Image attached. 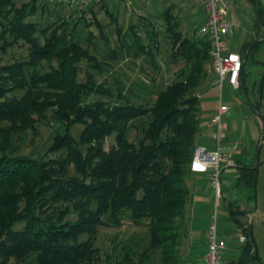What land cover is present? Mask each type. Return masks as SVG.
<instances>
[{"label":"trees","instance_id":"16d2710c","mask_svg":"<svg viewBox=\"0 0 264 264\" xmlns=\"http://www.w3.org/2000/svg\"><path fill=\"white\" fill-rule=\"evenodd\" d=\"M16 1L0 0V264H186L191 165L203 125L202 97L215 79L210 39L185 36L175 20L159 32L149 23L148 45L132 26L128 43L117 8L104 1L100 9L116 25L114 43L97 7L81 17L68 8L67 17L44 1ZM163 14L174 19L171 8ZM259 17L264 27L260 10ZM93 26L110 47L103 60L91 50ZM157 34L169 41L174 65L164 89L109 73L112 63L129 58L148 63L147 56L160 50ZM263 43H247V58ZM16 48L26 55L11 56ZM247 66L241 81L246 99ZM261 67L251 85L260 92L264 62ZM53 123L57 128L44 152L24 153L28 134L38 138L40 125ZM109 138L115 143L107 150ZM258 178L259 165L240 170L239 183L250 191ZM127 227L144 232L97 245L102 229Z\"/></svg>","mask_w":264,"mask_h":264},{"label":"crops","instance_id":"0c3cea01","mask_svg":"<svg viewBox=\"0 0 264 264\" xmlns=\"http://www.w3.org/2000/svg\"><path fill=\"white\" fill-rule=\"evenodd\" d=\"M114 1L110 2L111 6L115 5ZM226 2L229 6L228 19L233 24V31L227 37L230 50L240 54L247 65L252 58L253 65L260 70L264 62V43L256 54H251L249 59L247 58L248 52H244V46L255 40L264 42V27L261 25L259 17V10L264 16V0H226ZM147 5L148 0H139L137 4L139 8L144 6V8L142 7L143 12L146 11L145 6ZM149 7L148 9L153 16V26L157 28V32L164 31L167 27L168 29L171 28L170 22L176 20L179 22L177 28L185 36H201L200 30L206 22L203 0H154ZM168 8H171L174 19L171 17L170 20L169 17L166 19L163 14ZM138 16L142 19L145 15L140 13ZM164 18L167 22L163 20ZM170 71L172 72V70ZM256 75L258 77L260 72H257ZM244 76L243 73L242 82ZM214 80L211 82V87H213ZM252 83L254 84V82ZM225 88L231 94L239 97L240 106L246 107L247 103L251 108H253L252 104L256 109H254V113L250 112L251 124L249 127L245 126L244 130L241 128L231 129L230 119H227L221 127V133L225 132L224 137H222L225 142L221 141L220 147L228 160L235 163V166H229L227 162L222 164L224 198L219 204V230L222 238L227 242V247L222 252V262L223 264H264V209L260 205L264 171L259 158L256 159V155L260 154L264 145V117L262 115V111H264V87L260 92L251 86L249 95L255 97V103L250 102L251 104L249 99L243 95L241 86L240 90H234L227 85ZM210 92L213 96L211 103H202L203 125L198 139V147L214 152L217 150V145L212 139L215 127L211 125V121L220 105V91L213 87ZM256 93L258 98H256ZM213 100H216L215 103ZM223 102L229 107V111L224 115L227 117L231 107L224 99ZM254 165H259V178L255 192L248 190L239 183L240 170ZM224 183H227L229 188L224 189ZM189 187L192 197L187 206L188 239L183 247L184 260L186 264H205L215 195L209 183V175L206 173H193L189 179ZM252 197L256 198L255 204L250 201ZM229 210L237 214L236 217L240 224L235 221ZM245 228L246 231L244 232L248 236V243L250 242L249 235L255 243L252 249H247V244H240L237 237L234 236L235 233L243 231Z\"/></svg>","mask_w":264,"mask_h":264},{"label":"rangeland","instance_id":"374dc122","mask_svg":"<svg viewBox=\"0 0 264 264\" xmlns=\"http://www.w3.org/2000/svg\"><path fill=\"white\" fill-rule=\"evenodd\" d=\"M28 1L29 0H17L16 3L18 4V6H21L23 2H28ZM39 1L43 2V0H39ZM106 1L109 2L107 5L110 10H113L114 6L118 10L117 19L119 22V26L123 28V35L124 38H126L125 40H127L128 43H133L132 40L133 34H130V28L134 26L135 32L138 33L139 37L142 38L145 41V43L148 45L149 33H147V31L150 28V26L152 27L154 25L153 22H151L153 19L152 13H150L151 11L148 9L150 4L147 5L148 7L145 6L146 11L143 12L142 7L144 8V6H142L141 8L137 6L139 0H115V1L106 0ZM111 1H114L115 3L114 6H111L110 4ZM128 5L133 7L131 13H130L131 7L129 8ZM57 8L61 10L63 9L64 11L62 12V15L68 17V14L70 13L67 11L68 8L64 9V7H59V6ZM95 11L97 13L98 20L101 21L102 24L106 27L107 35L110 41L116 43L117 42L116 34H115L116 25L112 24V20L110 16L105 12V9H100V6H98L97 8H95ZM140 13L148 17L149 20H142L141 17L138 16ZM90 17H91L90 15L86 16L87 21H90L89 20ZM67 21L71 22V18L67 19ZM45 22L53 23L54 19L47 18ZM149 23H151L150 26H148ZM152 28L157 30V28H155L154 26ZM91 30L97 36L93 40V43L91 45V50L96 54H98L99 58L103 60V57L101 56L105 54L106 57L107 54L110 52V47L108 46V43L106 44L105 41L101 40L100 29H98L96 26H93ZM157 36H158L157 39L159 41L158 44L160 45V50L155 52L154 58L151 57L152 55L147 56V58L148 57L151 58L148 59L149 60L148 63L145 64L132 63L131 58H129V60H127L126 62L121 61L120 63L117 64L112 63L113 66L111 67L109 73L110 74L112 73L114 77L121 76L124 79H128L131 82H135L138 79H140L144 83H147L150 88L155 86L154 88L155 90L164 89L168 81L170 80V75L172 74L170 70H172L174 65L168 59V54L170 51L169 41L163 35L159 36V34H157ZM124 38L123 37L120 38V41H122V39L124 40ZM95 50H97V52ZM150 51L151 49H149V52ZM23 55H26L25 48H18V49L16 48L11 52V56L14 57H20ZM105 60L106 59H104V61ZM108 63L110 64V61ZM112 70L114 72H111ZM257 72L260 73L262 72L261 67L260 70L257 69V67L253 65L251 58L247 66V73L249 76V80H248L249 89H251V85L253 84L252 82L255 83L258 80L259 76L257 77L256 75ZM84 76L85 75L82 74L81 79H84ZM151 78L152 80H154V84L150 81ZM110 81L113 82L114 79L110 77ZM212 88L213 87H210V89L203 95L202 103H211V99L213 96H212V92L210 91L212 90ZM255 90L258 91L259 88L256 87ZM223 95H224V100L227 103H229L231 107V111L227 117L223 116L222 125H224L227 119H230L229 125L230 128L233 130H236V128L239 129L241 128V130H244L245 126L249 127L251 124L250 112L254 113L255 112L254 109L251 108L247 103H246V107L240 106L238 101L239 97H237V95L231 94L230 91L227 90V88L224 89ZM247 96H248L247 99H249L248 101H250L251 103H255V97L253 98L251 95H247ZM256 98H258L257 93H256ZM215 101L216 100H213L214 103ZM262 115L264 117V111H262ZM56 128L57 127L55 123L50 124L49 126L45 124H41L40 125L41 135L38 138H35L31 133L28 134L27 139L25 141L24 153L26 154L32 153L34 155H38L39 153L44 152L45 148H47V146L51 143V139L54 132L56 131ZM73 132L74 134H78L79 127H75ZM136 133L134 130L130 131L129 138L131 141L135 139ZM224 134L225 132L221 133V137H224ZM222 141L223 143L225 142L224 139H222ZM114 143H115L114 138L107 139L106 149L107 150L110 149L111 146L114 145ZM259 162L263 165V171H264V145L259 154ZM226 188H229V186L227 185V183H224V189ZM250 201L254 202L255 204L256 198L252 197ZM260 205H262L264 209V175H263V189L260 194ZM22 227L23 224L21 223L17 225V228L19 229ZM143 232H144L143 230L136 229L134 227H127L121 231L116 229H102L97 239V245H100L102 247H105L106 245L107 246L110 245L111 240L116 235H119L121 238H124L125 236L129 237L131 235H133L134 237H141ZM263 251H264V244H263ZM11 264H14V262H11Z\"/></svg>","mask_w":264,"mask_h":264},{"label":"built area","instance_id":"2783aa9c","mask_svg":"<svg viewBox=\"0 0 264 264\" xmlns=\"http://www.w3.org/2000/svg\"><path fill=\"white\" fill-rule=\"evenodd\" d=\"M43 1L55 6L70 8L81 17L90 7H98L106 0ZM153 1L148 0V4H152ZM203 6L206 13V22L200 30V35L208 37L212 43L211 58L215 73L212 86L220 91V105L211 121V125L215 127L212 139L217 145V150L209 152L205 148L197 147L191 170L194 173L209 175V183L215 195V206L209 225L205 264H223L222 252L226 249L227 242L222 238L219 230V204L224 198L222 164L227 162L229 166H235L234 161L228 160L220 147L222 120L223 116L229 111V107L224 105L223 102V89L226 85L234 90L240 89L244 60L240 54L232 52L229 47L227 37L233 31V24L228 19L229 6L226 0H203ZM244 231H246V228L234 235L242 245L248 243V236Z\"/></svg>","mask_w":264,"mask_h":264},{"label":"water","instance_id":"95a60500","mask_svg":"<svg viewBox=\"0 0 264 264\" xmlns=\"http://www.w3.org/2000/svg\"><path fill=\"white\" fill-rule=\"evenodd\" d=\"M259 1V0H258ZM251 234V233H250Z\"/></svg>","mask_w":264,"mask_h":264}]
</instances>
